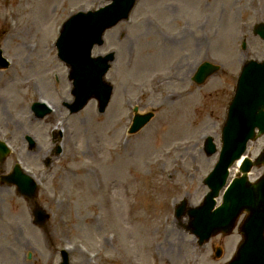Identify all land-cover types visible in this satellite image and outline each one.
<instances>
[{"label": "rangeland", "instance_id": "rangeland-1", "mask_svg": "<svg viewBox=\"0 0 264 264\" xmlns=\"http://www.w3.org/2000/svg\"><path fill=\"white\" fill-rule=\"evenodd\" d=\"M105 2L0 0V45L11 61L0 69V138L12 147L0 176L20 162L38 178L37 200L51 214L45 230L35 225L32 200L0 181V264H59L65 247L71 264H222L239 231L199 245L174 207L184 197L196 206L208 191L203 179L218 153L205 154V138L220 147L242 64L264 59V41L253 34L264 0H138L93 49L115 51L105 112L92 99L71 113L69 69L53 41L70 14ZM204 60L222 69L198 85L191 79ZM40 98L52 104L56 121L35 116L31 104ZM135 105L155 116L130 135ZM263 148L264 135L246 154L255 158ZM263 173L264 165L255 166L250 178Z\"/></svg>", "mask_w": 264, "mask_h": 264}, {"label": "water", "instance_id": "water-1", "mask_svg": "<svg viewBox=\"0 0 264 264\" xmlns=\"http://www.w3.org/2000/svg\"><path fill=\"white\" fill-rule=\"evenodd\" d=\"M135 0H113L104 8L95 12L80 13L72 16L63 26L58 40L59 56L72 68L71 78L74 80L73 94L75 102L70 106L72 112L80 110L91 97L99 100L100 110L103 111L112 93V87L103 79L109 68L106 57L91 56V49L95 43L103 42L104 31L119 20L127 17L130 7ZM264 37V30H261ZM1 52V50H0ZM3 59L0 66H4ZM218 67L204 63L196 80L202 82L207 75ZM40 117L47 113V109L38 104L33 106ZM152 116V113L134 118L132 132L140 129ZM259 133H255V128ZM264 133V62L249 61L239 78L235 96L229 106L228 117L223 128V149L220 159L214 170L205 180L211 191L206 195L203 205L190 209V230L199 237L203 244L211 235L223 231L231 232L236 220L243 210L248 211V216L241 226L243 240L231 261L227 264H264V176L255 183L248 180L247 172L253 162L246 158L241 170L242 176L236 177L223 196V203L214 208L219 190L226 183L228 168L245 151L246 143L250 138ZM29 141L33 143L32 139ZM206 150L208 154L216 151L213 139L208 138ZM8 150L0 142V159H4ZM264 162V152L256 163ZM9 181L18 185L20 192L36 195L35 183L18 167L14 168ZM184 203L177 210L181 216ZM37 218L43 222L47 215L41 208H37ZM63 262L69 264L67 253L63 252Z\"/></svg>", "mask_w": 264, "mask_h": 264}, {"label": "bare ground", "instance_id": "bare-ground-1", "mask_svg": "<svg viewBox=\"0 0 264 264\" xmlns=\"http://www.w3.org/2000/svg\"><path fill=\"white\" fill-rule=\"evenodd\" d=\"M45 30H47V27L45 28ZM49 103V102H48ZM57 114L56 113H54V112H52V114H50L49 115V117H50V119L51 120H53V121H56V118H57ZM59 128V127H58ZM110 171L112 172V173H115L112 169H110ZM108 189H112V187H110L109 186V184H107V186H106ZM47 262H48V260H47ZM49 263V262H48Z\"/></svg>", "mask_w": 264, "mask_h": 264}]
</instances>
